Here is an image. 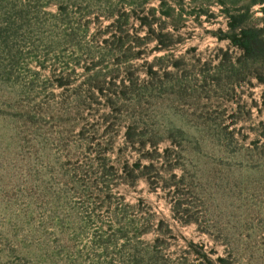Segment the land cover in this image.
Instances as JSON below:
<instances>
[{
  "label": "rangeland",
  "instance_id": "rangeland-1",
  "mask_svg": "<svg viewBox=\"0 0 264 264\" xmlns=\"http://www.w3.org/2000/svg\"><path fill=\"white\" fill-rule=\"evenodd\" d=\"M0 264H264V0H0Z\"/></svg>",
  "mask_w": 264,
  "mask_h": 264
},
{
  "label": "trees",
  "instance_id": "trees-1",
  "mask_svg": "<svg viewBox=\"0 0 264 264\" xmlns=\"http://www.w3.org/2000/svg\"><path fill=\"white\" fill-rule=\"evenodd\" d=\"M238 36L237 45L249 53H254L256 44L261 40L259 32L255 29H247L240 32Z\"/></svg>",
  "mask_w": 264,
  "mask_h": 264
}]
</instances>
